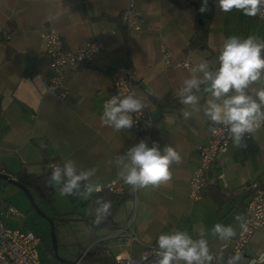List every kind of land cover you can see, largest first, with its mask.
<instances>
[{
	"label": "crops",
	"instance_id": "crops-1",
	"mask_svg": "<svg viewBox=\"0 0 264 264\" xmlns=\"http://www.w3.org/2000/svg\"><path fill=\"white\" fill-rule=\"evenodd\" d=\"M129 2L142 13L138 31H128L120 22V12ZM202 3L203 0H0V28L9 32L8 38H0V172L13 178L18 172L40 175L47 171L46 158H55L61 166L71 159L78 170L95 168L92 180L102 188L109 180H119L115 157L139 140L131 129L117 132L103 126L100 117L103 100L110 92L113 67L130 64L135 93L146 106L142 129L145 132L151 124L156 126L162 150L172 145L182 156V163L172 166L171 181L158 188L134 191V232L141 242L150 244L156 224L167 216L182 221L187 211L185 225L192 217L199 219V226L214 240L211 253L217 259L220 254L223 257L225 250L220 246L227 242L210 234L216 222L212 223L204 211L211 210L215 217L222 211L220 223L233 225L238 232L235 217L248 198L245 185L256 180L264 188V127L251 134L244 147L237 148L229 142L221 162L210 168L208 194L189 203L188 181L198 161L195 145L206 142L208 123L201 113L185 105L161 114L151 96H176L183 80L191 76L197 58L217 66L218 50L228 36L264 38V18L247 17L236 10L222 13L211 0L207 44L216 53L210 55L206 49L188 48L195 8ZM41 28L56 30L69 48L87 40L102 42L88 64L70 70L63 78V101L44 88L43 78L49 76L50 66L38 33ZM162 47L170 52L167 62L161 59ZM185 59L188 65H181ZM209 98L202 93L200 106ZM184 111L191 112L187 120ZM218 173L223 177H217ZM119 181L124 191L127 185ZM212 184L224 195L219 196L221 202L209 196ZM82 205L91 209L93 202L83 200ZM260 252H264V227L244 247L242 257Z\"/></svg>",
	"mask_w": 264,
	"mask_h": 264
},
{
	"label": "clouds",
	"instance_id": "clouds-1",
	"mask_svg": "<svg viewBox=\"0 0 264 264\" xmlns=\"http://www.w3.org/2000/svg\"><path fill=\"white\" fill-rule=\"evenodd\" d=\"M215 3L222 13L236 10L247 17H257L264 10V0H215ZM207 10L208 0H203L199 11ZM216 64L212 66L207 59L197 58L191 76L183 80L176 96L182 105L202 114L210 134L216 135L222 129L234 146L244 147L245 134H253L264 127V39L255 35L228 36L218 50ZM257 84L262 86L252 87ZM202 93L210 96L204 106H200ZM145 107L134 92L113 95L103 104L101 123L117 132L130 129L134 124L132 114ZM183 117L189 119L191 112L184 111ZM115 163L117 178L137 191L158 188L171 181L172 166L182 163V156L172 145L161 150L156 142L149 146L146 140H140L124 154L117 155ZM96 171L95 168L78 170L75 161L69 159L62 166L51 165L47 186L55 188L62 196L93 201L88 211L95 217L94 223L99 224L111 215L113 205L110 200L96 195L102 191V186L92 180ZM235 220L240 229L247 230L245 217L237 215ZM197 231L198 238L183 230L161 233L153 249L156 264H213L214 260L220 264L210 251L208 231L203 226ZM210 234L220 241L230 242L237 232L233 225L216 223ZM239 259L234 256L229 264H236Z\"/></svg>",
	"mask_w": 264,
	"mask_h": 264
},
{
	"label": "built area",
	"instance_id": "built-area-1",
	"mask_svg": "<svg viewBox=\"0 0 264 264\" xmlns=\"http://www.w3.org/2000/svg\"><path fill=\"white\" fill-rule=\"evenodd\" d=\"M119 18L126 30H140L142 13L132 2L122 9ZM256 18H264V10ZM38 33L43 41L44 52L49 59L50 66L49 76L43 78L45 91L63 101L66 98V91L62 86L63 78L70 70L88 64L102 47V42L96 39L87 40L76 47L69 48L65 45L61 35L52 28H41ZM106 33L110 34L111 31H106ZM8 36L9 32L0 28V38H8ZM169 56V50L162 47L161 59L167 62ZM180 64L188 65L187 59ZM130 92L135 93V76L132 67L130 64L114 66L110 73V92L103 102L108 101L113 95L124 96ZM132 115L134 124L130 129L135 132L139 141H147L141 127V121L145 116L144 112ZM217 127L220 128V126ZM250 136L251 134H245L243 143ZM230 141L228 134L221 129L216 135H212L208 131L206 142L195 145L198 161L188 181L191 200L200 198L201 189L207 182L212 164L221 162V155L226 151ZM53 164L59 165L58 162L51 161L48 164L50 172ZM217 177L222 178L223 176L218 173ZM103 187L114 194H120L123 191V185L117 179L107 181ZM245 189L248 198L240 210V215L248 221L247 230H242L239 227L237 235L230 242L220 246L221 250H225L223 257L221 254L219 255L220 264H229V260L234 256L240 257L236 264H264V252L245 259L242 257L244 247L249 244L254 234L264 227V188L256 180H250L245 185ZM15 214H18L17 209L0 199V264H40L38 253L40 236L35 231L10 226L8 218ZM133 218L134 216L129 217L126 224L114 229L110 236L116 238L125 247L122 252L114 255V262L115 264H156L157 258L153 249L157 245L143 243L138 239L133 229ZM135 245L136 249H134ZM82 256L76 261L80 262ZM213 264H216V260L213 261Z\"/></svg>",
	"mask_w": 264,
	"mask_h": 264
},
{
	"label": "rangeland",
	"instance_id": "rangeland-1",
	"mask_svg": "<svg viewBox=\"0 0 264 264\" xmlns=\"http://www.w3.org/2000/svg\"><path fill=\"white\" fill-rule=\"evenodd\" d=\"M29 192L44 215L35 210L29 197L21 188L7 182L0 183V199L10 203L18 211V214L8 218V224L23 230L35 231L41 238L38 244L40 264H60L54 257L53 251L50 252L48 249V245L50 246L49 220H52L54 225L57 255L65 260H77L87 251L92 253L99 249H103L106 255L112 259L114 255L125 249L116 238L108 237L114 229L124 226L129 217L134 216L133 221H135L136 196L134 194L132 197L124 199L116 210L108 216L111 217L110 224L92 232L82 220V216L87 220H94L95 217L89 214V206L84 207L82 205L83 200L79 196H62L58 190H54L49 195V201H43L34 191L29 190ZM188 202H192L191 199H188ZM204 212L208 213L212 223H220V218L223 216L222 211L216 214V217L209 209ZM184 216L185 219L182 221L167 216L164 222L156 224L157 227L152 233L154 238L149 243L156 245V240L161 233L174 230L187 231L193 238H198L199 219H194L191 216L192 218L185 225L186 219H188L187 211ZM222 223L225 222L222 221ZM206 238L209 242V248L212 249L214 240L209 236ZM134 249H136V245Z\"/></svg>",
	"mask_w": 264,
	"mask_h": 264
},
{
	"label": "trees",
	"instance_id": "trees-1",
	"mask_svg": "<svg viewBox=\"0 0 264 264\" xmlns=\"http://www.w3.org/2000/svg\"><path fill=\"white\" fill-rule=\"evenodd\" d=\"M196 3L198 4V2ZM202 4L197 5L195 8L193 33L189 37L188 48L206 49L209 51L210 55H214L216 51L211 50L207 44V34H208L207 15L210 13L209 7L211 6L212 3L211 0H208V10L206 12L201 13L199 9L202 6ZM151 100L153 101L154 104L157 105L161 114L166 111H173L179 109L182 106V104L179 102L178 97L171 93H167L161 97L151 96ZM145 135L147 137V142L149 146H151L153 142H156L159 145L160 149L162 150L161 139L156 126L151 124L150 127L145 131ZM45 161L47 163L46 172H43L40 175H35L33 173L18 172L14 175V179L20 184H23L28 190L34 191L41 200L49 201L50 193H52V191L56 189L47 186V180L51 174L48 168V164L51 161H56V159L46 158ZM0 183L3 184L6 183V181L0 179ZM207 184L208 182H206V184L202 187L201 196L208 194V191L206 190V188H208ZM210 187L213 190V192L212 193L210 192L209 194L211 199L217 203L221 202L219 196L224 197V195L219 194L220 192L218 191V188L216 187L215 184H212ZM133 192L134 191L131 189V187L127 185L125 190L122 191L120 194H114L108 191L106 188H102V191L99 192L97 195L103 197L105 200H110L112 202L113 205L111 211L112 214L116 210V208L124 201V199L133 196ZM82 220L92 232H95L96 230L103 228L111 223V217H106L99 224L94 223V220H87L83 216H82ZM48 249L50 250V252L52 251L51 245L50 246L48 245ZM87 253L88 251L80 259V262L82 264H93V263L115 264L114 259L113 258L111 259L109 256H107L103 249H99L92 253H88V254Z\"/></svg>",
	"mask_w": 264,
	"mask_h": 264
},
{
	"label": "water",
	"instance_id": "water-1",
	"mask_svg": "<svg viewBox=\"0 0 264 264\" xmlns=\"http://www.w3.org/2000/svg\"><path fill=\"white\" fill-rule=\"evenodd\" d=\"M193 5H196V3H194ZM212 9V7H210V10ZM210 15L207 16V18H209ZM0 179L6 181L7 183H10L12 185L17 186L18 188H21L29 197L32 206L35 208V210L41 214L44 215L40 209L38 208V206L35 204V202L33 201L32 195L29 192V190L23 185L20 184L19 182H17L9 173H5V172H0ZM49 224H50V245L52 247V251H53V255L54 257L62 264H82L81 262H77L76 260H65L63 258H60L57 255L56 252V240H55V230H54V225L52 220H49ZM93 264H98V263H93Z\"/></svg>",
	"mask_w": 264,
	"mask_h": 264
}]
</instances>
